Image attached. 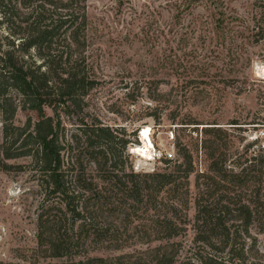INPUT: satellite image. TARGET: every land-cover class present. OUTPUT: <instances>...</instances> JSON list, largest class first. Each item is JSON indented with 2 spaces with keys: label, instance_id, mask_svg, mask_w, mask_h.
<instances>
[{
  "label": "trees",
  "instance_id": "trees-1",
  "mask_svg": "<svg viewBox=\"0 0 264 264\" xmlns=\"http://www.w3.org/2000/svg\"><path fill=\"white\" fill-rule=\"evenodd\" d=\"M255 8L261 13L255 25L262 39L264 0H257ZM1 22L13 38L0 42V169L22 168L9 159H30L26 165L42 193L41 258L65 257L62 264H264L253 232L255 227L264 231V151L251 155L240 172L228 170L227 153L217 143L220 129H213L220 127H204L206 135L213 134L204 141L209 173L197 181L200 196L190 219L185 183L194 165L189 151H180L182 161L174 170L140 173L133 168V140L125 130L120 136L96 119L80 120L77 132H66L62 112L81 109L96 84L86 57L87 0H0ZM20 109L35 118L16 124ZM253 167L258 175H251ZM221 181L240 189L218 188ZM189 231L186 248L181 238ZM130 238L146 247L89 255L92 243L122 249Z\"/></svg>",
  "mask_w": 264,
  "mask_h": 264
},
{
  "label": "rangeland",
  "instance_id": "rangeland-1",
  "mask_svg": "<svg viewBox=\"0 0 264 264\" xmlns=\"http://www.w3.org/2000/svg\"><path fill=\"white\" fill-rule=\"evenodd\" d=\"M256 2L87 0L86 57L96 84L81 109L62 112L67 134L77 132L80 120L98 119L118 129L120 136L125 130L133 140V168L140 173L174 170L182 161L180 151H189L194 171L185 187L190 192L187 212L193 219L200 196L197 181L209 173L204 141L213 134L206 135L204 127H220L213 129H220L217 143L227 153L228 170L240 172L250 165L251 155L264 151V38L256 34L261 15ZM10 38L7 24L1 22L0 42ZM45 109L54 114L51 107ZM29 116L35 118L33 112L20 109L15 123L22 125ZM2 138L0 116V143ZM29 161L9 159L22 168L0 169V264H62L65 257L45 260L39 255L42 193L26 165ZM253 168L251 175H258V167ZM217 187L240 189L228 181ZM164 195L172 197L170 191ZM253 232L264 251V231L255 227ZM190 238L191 231L181 238L186 248ZM145 247L135 238L122 249L92 243L89 255L106 257Z\"/></svg>",
  "mask_w": 264,
  "mask_h": 264
},
{
  "label": "bare ground",
  "instance_id": "bare-ground-1",
  "mask_svg": "<svg viewBox=\"0 0 264 264\" xmlns=\"http://www.w3.org/2000/svg\"><path fill=\"white\" fill-rule=\"evenodd\" d=\"M139 150H141L142 152H143V150L142 149H139ZM146 155L148 154V153H145Z\"/></svg>",
  "mask_w": 264,
  "mask_h": 264
}]
</instances>
